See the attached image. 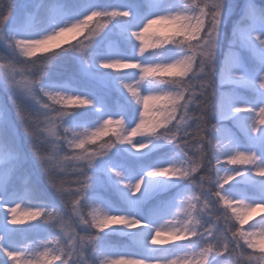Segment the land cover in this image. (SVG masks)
Segmentation results:
<instances>
[{
  "label": "snow or ice",
  "instance_id": "1",
  "mask_svg": "<svg viewBox=\"0 0 264 264\" xmlns=\"http://www.w3.org/2000/svg\"><path fill=\"white\" fill-rule=\"evenodd\" d=\"M0 60V264H264V0H7Z\"/></svg>",
  "mask_w": 264,
  "mask_h": 264
},
{
  "label": "rangeland",
  "instance_id": "2",
  "mask_svg": "<svg viewBox=\"0 0 264 264\" xmlns=\"http://www.w3.org/2000/svg\"><path fill=\"white\" fill-rule=\"evenodd\" d=\"M21 2H22V0H21ZM78 38H80V36H77V37H76V39H78ZM62 41L64 42V45H66L67 43H74V42H75V40L71 39L70 37H68V38H62ZM38 54H40V53H38ZM38 54H37V55H38ZM3 71H5V69L0 68V73H2ZM1 92L4 94L6 100L9 101L10 104H12L11 101L9 100L8 96H7L3 91H1ZM23 210H24V209L22 208L21 211H23ZM240 211L244 212L245 210H244V209H241ZM261 215H264V212L257 211V212L251 213V215H250V217H249V221H248V223H249V224H253V223H255L256 221L259 220V218H260ZM243 228H244L245 230H247V229H248V225H247V224L244 225ZM255 230H256L257 232H259L261 229H260V228H257V229H255ZM256 239L258 240V239H259V236H257Z\"/></svg>",
  "mask_w": 264,
  "mask_h": 264
},
{
  "label": "trees",
  "instance_id": "3",
  "mask_svg": "<svg viewBox=\"0 0 264 264\" xmlns=\"http://www.w3.org/2000/svg\"><path fill=\"white\" fill-rule=\"evenodd\" d=\"M6 3H7V0H0V5L6 4ZM16 3H17V5H19L21 3V0H16ZM78 39L82 40L83 39V36L81 35L80 38H78ZM40 55H42V54H38V56H40ZM32 59H35V58H32ZM2 63H3V61L0 60V64H2ZM0 101H3L4 103H6L8 105V107H9L10 110H12L13 112L15 111V109L12 106V104H10L9 101L6 100L4 94L1 91H0ZM103 139H107V137H104ZM122 241H123V238L122 237H114L113 238V242L121 243ZM256 251L258 252L259 250L257 249Z\"/></svg>",
  "mask_w": 264,
  "mask_h": 264
}]
</instances>
